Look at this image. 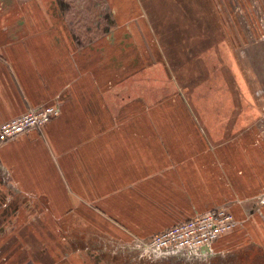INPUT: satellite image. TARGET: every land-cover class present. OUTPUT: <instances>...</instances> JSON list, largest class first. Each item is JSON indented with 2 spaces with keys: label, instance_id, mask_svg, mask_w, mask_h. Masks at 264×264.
I'll return each mask as SVG.
<instances>
[{
  "label": "crops",
  "instance_id": "1",
  "mask_svg": "<svg viewBox=\"0 0 264 264\" xmlns=\"http://www.w3.org/2000/svg\"><path fill=\"white\" fill-rule=\"evenodd\" d=\"M59 4L0 0V124L59 112L0 144V264H122L139 242L216 207L238 224L188 264L264 262V112L127 123L129 112L111 111L103 40L81 44Z\"/></svg>",
  "mask_w": 264,
  "mask_h": 264
},
{
  "label": "rangeland",
  "instance_id": "2",
  "mask_svg": "<svg viewBox=\"0 0 264 264\" xmlns=\"http://www.w3.org/2000/svg\"><path fill=\"white\" fill-rule=\"evenodd\" d=\"M58 2L81 44L103 40L107 52L97 50V59L109 63L116 82L107 95L111 111L129 112L127 123L188 125V112H203L212 125L218 112H264V0ZM236 259L224 264H238ZM254 263L264 264H247Z\"/></svg>",
  "mask_w": 264,
  "mask_h": 264
},
{
  "label": "built area",
  "instance_id": "3",
  "mask_svg": "<svg viewBox=\"0 0 264 264\" xmlns=\"http://www.w3.org/2000/svg\"><path fill=\"white\" fill-rule=\"evenodd\" d=\"M54 105L40 106L0 124V144L42 128L58 116ZM264 203V199L262 200ZM238 222L224 207H216L179 222L136 244L137 257L149 262L168 258L188 260L210 251L212 244Z\"/></svg>",
  "mask_w": 264,
  "mask_h": 264
},
{
  "label": "flooded vegetation",
  "instance_id": "4",
  "mask_svg": "<svg viewBox=\"0 0 264 264\" xmlns=\"http://www.w3.org/2000/svg\"><path fill=\"white\" fill-rule=\"evenodd\" d=\"M1 250H0V261L2 262H5L6 261V258H3V256L1 255ZM136 257V256H135ZM137 258V257H136ZM121 264V263H120ZM122 264H125V263H122Z\"/></svg>",
  "mask_w": 264,
  "mask_h": 264
}]
</instances>
